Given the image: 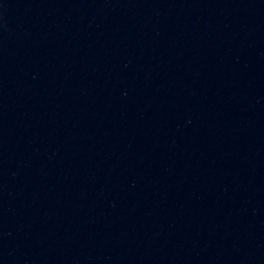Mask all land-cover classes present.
I'll return each mask as SVG.
<instances>
[{
	"label": "water",
	"instance_id": "obj_1",
	"mask_svg": "<svg viewBox=\"0 0 264 264\" xmlns=\"http://www.w3.org/2000/svg\"><path fill=\"white\" fill-rule=\"evenodd\" d=\"M0 264H264V0H0Z\"/></svg>",
	"mask_w": 264,
	"mask_h": 264
}]
</instances>
